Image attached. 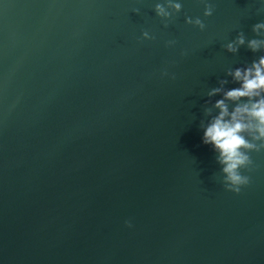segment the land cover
Returning a JSON list of instances; mask_svg holds the SVG:
<instances>
[{
    "label": "water",
    "instance_id": "95a60500",
    "mask_svg": "<svg viewBox=\"0 0 264 264\" xmlns=\"http://www.w3.org/2000/svg\"><path fill=\"white\" fill-rule=\"evenodd\" d=\"M258 23L264 0H0V264H264V148L234 195L201 142Z\"/></svg>",
    "mask_w": 264,
    "mask_h": 264
},
{
    "label": "clouds",
    "instance_id": "9594fccd",
    "mask_svg": "<svg viewBox=\"0 0 264 264\" xmlns=\"http://www.w3.org/2000/svg\"><path fill=\"white\" fill-rule=\"evenodd\" d=\"M172 7L178 9L179 4H173ZM156 12L161 14L163 9L157 5ZM208 14L206 11L205 15ZM262 29L264 24L253 26L254 32ZM242 44L244 38L237 36L233 43L227 44L226 49L235 52ZM247 47L253 52L264 49V40H249ZM230 75L237 87L226 91H222V87L215 88L208 93L209 97L221 92L222 95L212 104L216 115L203 127L201 142L211 145L217 154V162L222 166L224 175L225 191L237 195L249 184V177L240 173V169L250 163L248 151L264 148V55L250 66L236 68ZM223 83L221 81V86ZM227 102L233 104L231 111ZM245 132L251 134L253 140H259V146L246 139ZM131 226L125 222V227Z\"/></svg>",
    "mask_w": 264,
    "mask_h": 264
}]
</instances>
